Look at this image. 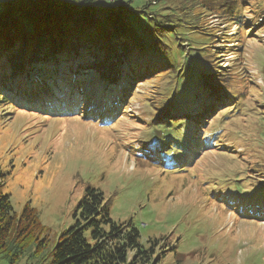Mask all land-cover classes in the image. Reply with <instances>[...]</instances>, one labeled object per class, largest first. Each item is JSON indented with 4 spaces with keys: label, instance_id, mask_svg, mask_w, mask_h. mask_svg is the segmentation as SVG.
I'll use <instances>...</instances> for the list:
<instances>
[{
    "label": "rangeland",
    "instance_id": "rangeland-1",
    "mask_svg": "<svg viewBox=\"0 0 264 264\" xmlns=\"http://www.w3.org/2000/svg\"><path fill=\"white\" fill-rule=\"evenodd\" d=\"M108 1L100 0L101 9ZM179 5V0H165L151 9L163 8L165 14L174 12L182 18ZM194 13L201 19L200 8ZM245 14L250 28L256 17ZM203 15L215 33L203 52H219L212 67L220 74L230 73L235 100L227 108L223 104L213 122L210 116L192 133L184 121L170 125L153 120L155 105L160 106L173 89L172 99L182 98L178 84L172 82L176 75L172 70L142 79L134 99L124 106L81 100L74 111L76 115L93 111L97 118L118 115L111 123L37 110L30 104L0 106L2 190L10 194L18 216L27 203L34 208L41 237H48L50 248L75 223L78 201L90 184L112 197L114 220L134 221L143 243L168 235L165 245L176 250L168 252L163 264H264V186L258 181L264 179V31H256L264 17L252 25L251 34L241 32L246 51L241 58L237 25L218 11ZM170 46L177 47V42ZM197 53L186 46L180 56L158 58L183 66L184 71L194 65ZM85 87L96 97L93 78ZM208 121L211 133L201 132L203 143L193 142ZM255 167L260 168L250 170ZM39 257L27 251L17 264H47ZM0 264H10L2 253Z\"/></svg>",
    "mask_w": 264,
    "mask_h": 264
},
{
    "label": "trees",
    "instance_id": "trees-1",
    "mask_svg": "<svg viewBox=\"0 0 264 264\" xmlns=\"http://www.w3.org/2000/svg\"><path fill=\"white\" fill-rule=\"evenodd\" d=\"M163 1L110 0L101 9L100 0H3L0 4V106L30 104L37 110L98 121L99 116L91 113L75 114L79 101L86 99L84 103H94L100 99L105 105L123 104L134 99L142 79L161 77L172 70L176 74L172 82L174 86L178 84L182 98L175 102L173 89L161 100L160 106L153 103L157 109L155 121L169 124L184 121L192 133L194 127L206 123L216 110L223 109V104L230 105L235 100L231 93L232 77L227 76L230 73L220 74L212 67L220 57L216 54L219 52H203L215 34L202 19L203 13L218 11L228 22L237 25L238 45L242 46L237 53L243 58L245 37L241 32L251 34L258 19L264 17V0L250 3L179 0L182 18L174 12L165 14L163 8L151 9ZM193 3L196 5L190 7ZM196 7L200 8L201 19L195 17ZM245 13L256 17L250 28ZM185 17L188 21L183 20ZM180 19L183 21L179 22ZM260 30L264 31V23L256 31ZM172 42H177V47L170 46ZM186 46L198 53L194 65L189 64L184 71L183 66L158 58L176 53L180 56ZM89 78L96 83V97L85 87ZM128 106L129 103L125 107ZM117 117L106 115L102 122L111 123ZM208 123V127L195 133L198 137L194 136L193 142L200 139L201 132L211 133L212 122ZM195 143H203V138ZM258 181L264 186V179ZM2 186L0 178V253L10 264H17L21 255L31 250L40 256V262L47 264H163L168 252L176 250L172 244L165 245L168 235L149 238L148 244L143 243L134 221L114 220L112 197L106 198L102 190L90 184L78 201L75 223L50 248L48 237H41L34 208L27 203L18 216L10 194L3 192ZM176 254L183 256L180 252Z\"/></svg>",
    "mask_w": 264,
    "mask_h": 264
}]
</instances>
